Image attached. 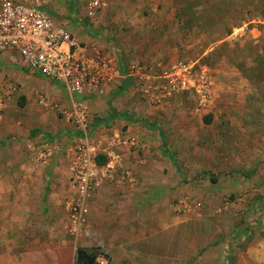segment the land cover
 <instances>
[{
  "label": "rangeland",
  "instance_id": "374dc122",
  "mask_svg": "<svg viewBox=\"0 0 264 264\" xmlns=\"http://www.w3.org/2000/svg\"><path fill=\"white\" fill-rule=\"evenodd\" d=\"M93 1L50 0L49 12L125 70H140L130 86L124 78L91 105L90 135L98 142L126 132L147 147L125 151L134 180L120 172L92 193L85 228L72 232L66 150L74 141L57 138L61 149L48 163L30 148L77 130L39 97L62 105L68 95L0 56V245L39 236L103 251L111 264H141L162 251L166 264H235L237 251L256 264L264 251V0H100L107 5L92 8ZM245 23L260 35L231 36ZM178 61L206 81L204 103L192 90L145 92ZM113 111L119 116L110 119Z\"/></svg>",
  "mask_w": 264,
  "mask_h": 264
},
{
  "label": "built area",
  "instance_id": "2783aa9c",
  "mask_svg": "<svg viewBox=\"0 0 264 264\" xmlns=\"http://www.w3.org/2000/svg\"><path fill=\"white\" fill-rule=\"evenodd\" d=\"M49 5L50 0H0V56L18 59L24 68L61 84L68 95L62 105L53 104L46 94L39 97L45 106H56L78 131L74 143L66 150V157L70 183L67 208L72 232L79 233L86 226L85 205L92 193L114 180L120 172L122 178L134 180L132 171L124 165L122 149L142 147L137 136L117 131L94 141L90 135L92 113L88 98L104 94L107 86L124 78L137 76L140 69L138 64L132 63L125 70L117 57L79 40L54 20ZM91 5L96 8L107 3L94 0ZM94 13L93 9L88 12L90 16ZM259 22L264 25V20ZM248 27L245 23L234 28L231 36L244 37L252 31ZM158 79L164 82L146 84L145 92L156 87L164 96L192 90L201 102L207 99L206 81L193 76L190 64L175 62L164 69ZM3 107L0 91V111ZM30 148L39 163H48L61 149L57 139L38 147L30 145ZM92 264H111V261L107 253L97 251Z\"/></svg>",
  "mask_w": 264,
  "mask_h": 264
},
{
  "label": "crops",
  "instance_id": "0c3cea01",
  "mask_svg": "<svg viewBox=\"0 0 264 264\" xmlns=\"http://www.w3.org/2000/svg\"><path fill=\"white\" fill-rule=\"evenodd\" d=\"M254 33L255 34L257 33L258 36L260 35V32L257 29H252L250 34L252 35ZM248 38L250 39H248L247 42H249V40H253V38L255 39V36L248 37ZM128 79H130L131 81L130 83H132V77L126 78L125 81ZM113 85L115 84L107 86L105 88V93H107V91H109ZM53 89L55 88L53 87ZM55 91L59 92V89H55ZM99 97L100 96H91L88 98L90 109H91V105L93 107L95 104L94 102H97L96 99H98ZM66 102L67 100L64 101V103ZM92 110L93 109H91V113H92ZM75 132L74 131L71 132L70 130H65L64 132L60 133L58 137L53 136L54 137L53 140H49L47 138L48 137L47 135L44 141L45 142L54 141L57 138L67 139V140L69 139V141L70 139H72L74 141L76 136L78 135V131L76 130ZM125 134L127 133L125 132ZM141 143H142L141 149H145L147 145L143 141H141ZM122 150H123V153L125 154V151L129 149L123 148ZM66 175L69 180L68 169L66 171ZM164 223L165 222H163V224ZM24 240L25 238L21 240L18 239V242H16L17 245L16 244L14 245L13 244L14 242L12 243L11 246L8 245V246L3 247L2 245H0V264H75V256H76L75 248L70 242L66 240L64 241H57V240H50V239L47 240V239H42L41 237L39 238V236L34 238V240H27V241L26 240L24 241ZM208 253L209 255L214 256L215 251H209ZM260 254H261V257H257L256 264H264V251H260ZM153 256L154 257L152 259L142 260L141 264H166L167 262L165 261H167V258L169 257V253L164 254L162 251L158 254H154ZM234 257L238 258L237 263L235 262V264H254V261H253L254 259L250 254H247L246 256H244V255H240L239 252L237 251L236 254H234ZM109 258L111 261L110 256ZM128 258L131 260L132 257L129 255ZM131 262H133L132 264H140L134 261H131ZM194 264H197V263H194Z\"/></svg>",
  "mask_w": 264,
  "mask_h": 264
},
{
  "label": "trees",
  "instance_id": "16d2710c",
  "mask_svg": "<svg viewBox=\"0 0 264 264\" xmlns=\"http://www.w3.org/2000/svg\"><path fill=\"white\" fill-rule=\"evenodd\" d=\"M130 82H131L130 79L126 80L124 83V88L128 87L131 84ZM117 116H119V114L113 111L110 113L109 118L113 119ZM123 117H125L126 120H133L132 117H130L126 114H124ZM149 127L152 129L158 128L157 126L150 125V124H149ZM159 130H160L161 136L163 138L162 139L163 145H166V143H167L166 137L160 128H159ZM48 139L53 140L54 137L51 135H48ZM95 254H96V251L92 252L91 250H89L85 247H77L76 256H75V264H92Z\"/></svg>",
  "mask_w": 264,
  "mask_h": 264
}]
</instances>
